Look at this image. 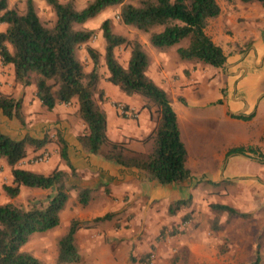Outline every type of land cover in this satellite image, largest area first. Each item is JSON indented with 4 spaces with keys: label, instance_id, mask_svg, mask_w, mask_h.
Here are the masks:
<instances>
[{
    "label": "trees",
    "instance_id": "obj_1",
    "mask_svg": "<svg viewBox=\"0 0 264 264\" xmlns=\"http://www.w3.org/2000/svg\"><path fill=\"white\" fill-rule=\"evenodd\" d=\"M44 1L55 11L56 19L52 25L42 21L35 0H25L23 10L10 5V0H0V22L5 23V28L0 30V60L2 65L14 68L16 83L33 85L36 97L48 110L75 101V114L85 124L77 138L88 152L125 167L144 170L162 185L193 179L187 166L188 152L181 137L177 113L167 91L147 73L151 55L140 38L115 32L113 19L107 17L100 27L105 40V49L101 52L91 42L95 30L77 25L85 23L108 6L119 5V18L125 24L147 33L154 47L168 49L182 38L190 37L187 46L177 48L181 59L224 66L227 54L206 31L209 19L221 13L218 0H86L81 8L77 7L76 0ZM258 1L264 5V0ZM123 44L130 51L126 63L121 62L116 54V48ZM82 45L92 59L90 69L80 58ZM100 65H105L108 76L101 71ZM103 78L130 97L144 98L143 107H155L157 117L151 112V117L156 119L155 127L142 139L149 146L147 152L132 149L129 146L131 139L115 140L110 136L107 112L102 107L104 89L100 83ZM0 110L7 118H17L22 125H26L22 98L0 91ZM41 132L38 136L26 133L16 138L0 126V159L7 161L13 176L11 183L3 184L6 194L12 198L18 196L22 185L52 191L47 195L46 204L24 207L11 201L0 202V264H47L22 247L34 232L60 223L61 211L69 201L72 188L79 189L78 198L83 205H87L92 197L91 187L79 188L74 183L77 171L71 162L69 142L62 129L58 127L53 133ZM52 142L58 144L60 158L70 169L57 165L44 173L19 166L30 147L38 150ZM253 152L261 160L264 159L261 158L264 154L253 145L233 146L227 155H249ZM191 197L171 203L169 213L175 214L177 209L188 206ZM210 206L219 211L227 210L231 215L241 214L225 203H211ZM109 216L110 213H106L95 219ZM81 225L82 220L73 218L66 232L59 236L56 264L81 261L76 241ZM176 232L173 230L171 234ZM249 264H260L259 250Z\"/></svg>",
    "mask_w": 264,
    "mask_h": 264
},
{
    "label": "crops",
    "instance_id": "obj_2",
    "mask_svg": "<svg viewBox=\"0 0 264 264\" xmlns=\"http://www.w3.org/2000/svg\"><path fill=\"white\" fill-rule=\"evenodd\" d=\"M218 2L221 13L209 19L206 31L227 54L224 66L181 59L172 47L160 49L153 45H146L151 55L147 73L170 96L171 104L178 116L181 137L188 152L187 166L193 176L200 174L196 172L198 163L196 145H199L201 153H206L205 149L209 147L215 162L206 164L207 162L201 159L200 162L206 165L199 170L201 173L213 174L214 182L225 180L221 166L231 147L253 145L262 147L264 152V10L261 9L263 4L258 0H218ZM127 55L129 56V52ZM6 69L9 72H6ZM105 70L104 65L101 71L108 76ZM100 87L104 89L102 107L107 112L110 136L115 140L131 139L129 146L132 149L147 152V145L142 139L153 131L156 121L151 117L150 109L143 107L145 99L141 96L130 97L122 92L116 94L117 86L105 78L101 80ZM0 91L22 98V109L26 119L24 126L17 118H13L12 124L18 129L15 132L3 127L2 129L16 138L26 133L37 136L42 134L41 129L38 128L44 122L36 123L37 114L30 112V102L33 97L36 98L34 99L36 104H41L35 95V87L16 83L14 68L11 65H2L1 60ZM111 99L122 100L128 106L125 116L129 117V114L134 113L137 117L135 121L121 117L110 104ZM74 102L57 105L54 108V110H69V107L73 105L72 115H61L56 125L62 129L63 135L69 142V156L77 171V175L73 178L74 183L79 188L105 187L99 194L102 200L98 202L99 206L103 207V214L98 216L112 213L118 215L109 216L110 219L114 218V221H117L119 217L122 221L127 218L140 221L142 216L131 215L135 212L139 213L142 205L149 208L151 201L160 198L161 190V199L165 204L188 198L190 195H194L196 199L195 177L181 183L162 185L144 170L122 166L82 148L77 136L84 130L85 124L75 114L77 105ZM154 109L152 108L151 111L154 112ZM198 118L206 121L202 125L198 124ZM0 119L10 120L2 114L1 110ZM218 119L219 123H217ZM224 123L227 125L223 126ZM0 126H2L1 123ZM195 128L199 134L193 133L192 130ZM52 145L49 143L38 150L30 147L27 156L20 161L19 166L41 171L36 168L39 164L33 163L31 158L36 154L52 150ZM239 155L258 162L259 167L255 172L264 167V159L252 158L245 154ZM55 157L60 159L59 153H56ZM59 165L64 167L63 163ZM42 172L48 173L44 169ZM2 175L7 177L4 183L12 182L11 167L4 158L0 159V178ZM234 178L238 177L230 179ZM2 192L4 193L3 189ZM210 193L212 190L206 192L204 197H211ZM94 197L95 194H92L91 200ZM11 200L10 197L6 198V202ZM150 214L152 216H148L143 221L156 220L167 225L166 223L175 222L180 217L156 216L158 213H154L153 210ZM142 230L143 228L137 231L111 224L108 226L102 224L99 229L92 232L80 229L76 233V241L80 248L81 261L68 264L83 262L127 264L130 259L133 260L130 251L134 243L138 241ZM155 235L157 236L158 232ZM190 246L193 247L192 244Z\"/></svg>",
    "mask_w": 264,
    "mask_h": 264
},
{
    "label": "rangeland",
    "instance_id": "obj_3",
    "mask_svg": "<svg viewBox=\"0 0 264 264\" xmlns=\"http://www.w3.org/2000/svg\"><path fill=\"white\" fill-rule=\"evenodd\" d=\"M35 1L42 21L46 25H52L56 19L55 11L44 0ZM85 2L86 0H76V5L81 8ZM10 5H16L18 9L23 10L25 0H10ZM262 6L261 9L264 10V5ZM119 11V5L108 6L96 15L88 18L85 23L78 24L77 27H87L95 30L91 42L101 52H104L105 40L100 27L102 21L107 17L113 19V29L115 32L129 37L137 35L145 47L146 45L151 46L148 39L149 35L131 25L125 24L119 18ZM4 28L5 23L0 22V30ZM189 42L190 37H184L171 47L178 55L177 48L179 46H187ZM128 52H130L129 47L125 44L116 48L117 57L123 63H126L128 59ZM79 55L84 66L90 69L93 62L86 51L85 45L80 47ZM102 67L104 65H100L99 68L102 70ZM5 71L9 72L7 69ZM116 90V94L121 92L119 88ZM34 99L36 98L33 97L30 102V112L37 114L36 123L44 122L43 127L38 128H42L41 131L55 132L59 127L56 124L60 120V117L65 115L71 116L73 113V105L69 107V110H48L42 104H36ZM118 103L124 102L119 99L110 100V104L121 117L135 121L136 115L134 116V113H131L129 117L125 116L124 114L126 113H122L117 108ZM149 109L151 113L152 108ZM154 113L155 111L153 115L157 117ZM12 120L0 119V123L3 128L15 132L18 129L12 124ZM205 121V119H197V123L201 125ZM219 122L218 119L217 123ZM224 125L227 124L224 123ZM192 131L194 134H199L197 128ZM52 143V150L46 151L49 154V158L37 163L39 165L36 168L41 171L44 169L46 172H50L55 166L63 163L65 168L70 169L64 160L55 157L56 153H59V146L55 142ZM146 147L148 151L149 146ZM258 148L264 154L262 147ZM205 150L206 153H201L199 145H196L195 152L198 155L196 172L200 173L194 176V191L197 197L194 199L195 196L192 195L190 204L177 209L175 214L169 213V205L171 203L165 204L162 202L161 190L159 194L160 198L151 201L149 208L148 206L145 208L142 205V210H139V213L135 212L131 215L142 216L140 221L133 218H127L125 221H122L120 220L121 217L117 218V221H114V218L110 219L111 217L97 220L94 216L103 214V207H100L98 202L102 200L99 194L105 187L91 188V195L95 194V197L93 200H91V197L87 205H83L79 201V189L72 188L70 190L69 201L61 211L60 223L47 230L34 232L30 240L22 248L31 251L47 264H56L58 238L66 232L71 219L79 218L82 220L79 230L83 229L90 232L99 229V226L102 224H105V226L111 224L116 227L133 228V230L137 231L143 228L141 234L138 236V241L134 243L130 251L133 260L130 259V262L127 264H249L250 261L256 258L258 250L260 264H264V167L255 172L259 167L257 161L247 159L239 154H229L226 155L221 166L225 180L214 182L213 174L201 173L199 170L205 167L206 164L215 162L214 157L210 154L212 151H210L209 147ZM254 152L249 155L245 154V156L258 158ZM261 158L263 159L264 157ZM201 159L207 163L200 162ZM232 177L238 178L230 179ZM6 179V175L5 177L2 175V178H0V202H5L6 198L10 197L5 191L4 193L2 192L4 180ZM209 190H212V193H210L212 196L205 198L204 196ZM51 192L50 189L22 185L20 194L10 198H12L11 202L15 204L31 207L34 204H46L47 195ZM211 203L231 205L241 212V214L231 215L227 210H216L210 206ZM151 210L154 213H158L156 216L180 217L175 222L166 223L167 225L156 220L153 222L143 221L148 216H152L150 214ZM110 215L118 216L112 213ZM106 219L110 220L102 223ZM173 230H177V232L171 234ZM156 232H158L157 236L155 235Z\"/></svg>",
    "mask_w": 264,
    "mask_h": 264
},
{
    "label": "built area",
    "instance_id": "obj_4",
    "mask_svg": "<svg viewBox=\"0 0 264 264\" xmlns=\"http://www.w3.org/2000/svg\"><path fill=\"white\" fill-rule=\"evenodd\" d=\"M117 108H118L122 113H127V112H126L127 109L125 108V104H124V103H118V104H117ZM48 158H49V154H48L46 151H44V152L39 153V154H37V155H35V156H32L31 161H32L33 163H34V162L39 163V162H41V161L47 160Z\"/></svg>",
    "mask_w": 264,
    "mask_h": 264
}]
</instances>
